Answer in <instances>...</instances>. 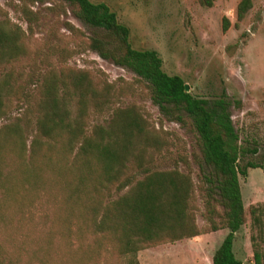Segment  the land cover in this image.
I'll return each mask as SVG.
<instances>
[{
	"label": "trees",
	"instance_id": "obj_1",
	"mask_svg": "<svg viewBox=\"0 0 264 264\" xmlns=\"http://www.w3.org/2000/svg\"><path fill=\"white\" fill-rule=\"evenodd\" d=\"M63 1L75 8L82 24L99 30L88 38L89 50L144 82L151 104L163 116L181 121L175 112H182L190 119L199 160L209 170L208 193L214 195L202 203V216L210 225L205 231L195 225L188 173L143 170L140 178L133 177L152 138L132 106L109 107L119 89L85 70L50 68L40 75L33 95L23 97L25 108L0 124V264H83L101 249L134 256L221 229L227 233L211 264H240L231 250L233 234L245 218L237 177H244L247 168L264 175V167L250 162L239 166L247 150L238 144L227 103L186 92L181 78L161 70L155 51L131 47L128 28L104 3ZM250 7L251 0H239L236 21ZM227 27L222 18L221 31ZM21 34L0 21V66L24 55ZM21 91L10 73L0 76V121L11 96ZM104 110L106 121L87 124L91 114ZM248 214L260 234L264 203L250 206ZM253 264H262L256 249Z\"/></svg>",
	"mask_w": 264,
	"mask_h": 264
},
{
	"label": "rangeland",
	"instance_id": "obj_2",
	"mask_svg": "<svg viewBox=\"0 0 264 264\" xmlns=\"http://www.w3.org/2000/svg\"><path fill=\"white\" fill-rule=\"evenodd\" d=\"M89 1L108 6L117 21L128 28L131 47L155 51L161 70L181 78L193 97L224 100L238 144L247 150L239 166L250 162L264 167V0H251L250 9L240 21L235 16L239 0H208L210 5L206 0ZM74 12L75 8L63 0H0V21L21 30L24 49V55L0 66V76L10 73L11 82L23 93L11 96L0 124L25 108L23 97L33 95L44 71H88L97 81L119 89L110 108L132 106L145 121L152 145L146 147L141 168L132 172L133 177L140 178L143 170L188 173L194 187L195 225L201 231L209 229L202 216V203L214 195L208 193L209 170L199 160L190 119L182 112H175L181 121L163 116L151 104L144 82L89 50L88 38L100 32L82 24ZM222 18L228 21L224 32ZM107 118L104 110L91 114L87 124H102ZM237 179L245 218L233 234L231 250L240 264H253L256 249L264 264V226L259 234L248 214L250 206L264 203V175L258 168H247L246 175ZM226 233V229L202 233L140 250L134 256L101 249L98 256L83 264H211L212 253Z\"/></svg>",
	"mask_w": 264,
	"mask_h": 264
},
{
	"label": "water",
	"instance_id": "obj_3",
	"mask_svg": "<svg viewBox=\"0 0 264 264\" xmlns=\"http://www.w3.org/2000/svg\"><path fill=\"white\" fill-rule=\"evenodd\" d=\"M184 89H185L186 92H188L187 85H184Z\"/></svg>",
	"mask_w": 264,
	"mask_h": 264
}]
</instances>
